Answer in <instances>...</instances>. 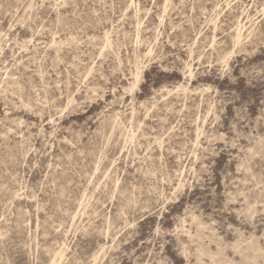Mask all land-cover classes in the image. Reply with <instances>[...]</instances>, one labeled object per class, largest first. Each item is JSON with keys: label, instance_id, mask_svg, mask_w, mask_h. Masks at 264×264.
Instances as JSON below:
<instances>
[{"label": "rangeland", "instance_id": "rangeland-1", "mask_svg": "<svg viewBox=\"0 0 264 264\" xmlns=\"http://www.w3.org/2000/svg\"><path fill=\"white\" fill-rule=\"evenodd\" d=\"M0 264H264V0H0Z\"/></svg>", "mask_w": 264, "mask_h": 264}, {"label": "bare ground", "instance_id": "bare-ground-1", "mask_svg": "<svg viewBox=\"0 0 264 264\" xmlns=\"http://www.w3.org/2000/svg\"><path fill=\"white\" fill-rule=\"evenodd\" d=\"M241 29H238L237 31H236V33H235V39L237 40V41H240V39H241ZM248 249L249 250H252V251H254V252H256L257 253V251H258V249H257V247H256V245L254 244V243H251L250 245H249V247H248ZM253 253V252H252ZM252 258V257H251Z\"/></svg>", "mask_w": 264, "mask_h": 264}]
</instances>
